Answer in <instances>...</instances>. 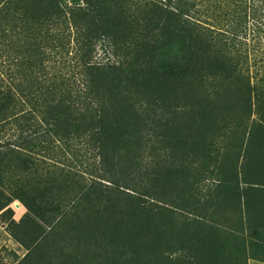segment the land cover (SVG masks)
I'll use <instances>...</instances> for the list:
<instances>
[{"label":"trees","instance_id":"16d2710c","mask_svg":"<svg viewBox=\"0 0 264 264\" xmlns=\"http://www.w3.org/2000/svg\"><path fill=\"white\" fill-rule=\"evenodd\" d=\"M130 2L0 3L1 36L12 37V9L25 24L62 19L79 47L40 55L23 35L22 59L53 82L29 86L18 134L0 144V211L26 208L8 225L26 250L17 264H246V244L264 255V83H251L238 55L257 53L264 0H150L136 15ZM100 41L114 62H91ZM6 125L0 108V133ZM60 143L90 152L108 185L75 189L35 164ZM69 189L77 202L66 210Z\"/></svg>","mask_w":264,"mask_h":264},{"label":"rangeland","instance_id":"374dc122","mask_svg":"<svg viewBox=\"0 0 264 264\" xmlns=\"http://www.w3.org/2000/svg\"><path fill=\"white\" fill-rule=\"evenodd\" d=\"M130 1H131L130 6L134 4L131 10L136 15L137 13L136 8L142 7L144 3L150 0H130ZM5 2L6 0L0 1V3L2 4ZM68 6H70V3H68ZM80 6L84 7L85 6L84 2H81ZM5 8H7V6L4 7L3 9ZM3 14L5 17V13ZM6 15H7L6 18L7 22L11 27L9 33L10 32L12 33L10 35L12 37H4L0 35V108L4 116V122L5 124H7L4 127V129H1L2 133H0V144L5 143L7 141V138L10 141L14 140L11 134L13 133L16 135L18 134L14 131V126L15 123L18 122V119L20 118L21 114L25 113L24 111L26 110V107L22 108V104L26 102L24 98L26 96L29 86L32 83H36L38 86H43L44 90L49 92L48 88H50V82H53L49 80L50 79L49 76L43 78L44 75L42 74V71L40 68H38V66L33 65L32 68H28V63H26L25 60L22 59L23 55L26 54L24 52V49L22 50V46H21L22 42L24 41L23 35L24 34L27 35L28 38H30L29 40H33L39 45H41V47H38L40 55L49 54L51 56L59 57L58 52L60 51V48L58 50V48L56 47L53 48V46L54 44H58L61 46L62 42L63 43L69 42V46L68 48L65 49V53H64L65 55H67V57H74L76 54V50L79 48L76 46L77 35L74 31V28L70 24L62 22V19L60 20L58 19L59 21H57L56 18H54L53 22L55 25H53L52 23H47L42 21L38 23L32 21L25 24L24 23L25 17H22L23 15H20L18 11L9 9ZM253 35H255V33H250V39H249L250 42H251V37ZM45 37L48 40L49 46H44ZM69 37L70 39L73 40L72 43H70ZM258 39H259V44L256 48L258 49L257 53L251 54L249 53V51H247L245 52V54H247V58H244L243 54L238 55L239 56L238 64H240L241 70L244 69L246 70V68H248V71L247 72L245 71L244 74H247L250 77L251 83H255L259 81H263L264 83V32L260 34V37H258ZM78 41L79 44L82 46L83 39H78ZM32 48H34V46H32ZM83 51L86 52L87 50L83 49ZM73 59L71 63H73ZM90 59L92 63H96L100 65L115 61L114 54L110 50L109 45L107 44V42L103 44L102 41H100L95 46L93 53L90 55ZM44 63L50 66L48 67L49 72H52L53 69L54 71H58L62 67V64L59 63L51 64L46 61ZM63 70H66V68ZM34 71L35 74L38 76L29 75V72H34ZM79 89H81L79 90V94H78L79 98L77 96L71 97L73 98V100H76L77 103H78L77 100L82 102V99L85 97L83 93L84 92L83 87L81 85L79 86ZM9 94L10 95L13 94L14 99L11 96L10 102L8 103V98L5 96L6 95L9 96ZM80 146L81 145L79 144H75L69 149H67V146H65L62 143L56 144L52 148L53 153L51 154V156L55 158L53 159L48 158L45 161H43L44 157L43 158L40 157V159H38L39 162H36L38 160L33 159L35 158V155L32 154L33 158L31 157V155L28 156L32 158L34 162H36L35 163L36 165L46 164V166L49 168L48 169L49 171L53 170L58 175L62 172L65 173L67 175L66 180L68 181L71 180L69 184L70 186H73L75 189L76 188L79 189V186L87 185L102 190L103 187H105V185H108V182L99 180L97 177L98 172L102 171L103 168L97 167L96 162L98 161V159H94L90 152L82 150ZM60 152L62 154L61 159L57 158V155ZM55 162H57L58 164H55ZM46 166L45 168H47ZM55 167L59 169L55 171ZM31 170L33 169L31 168ZM99 183L102 184L100 185ZM202 184L204 186L206 185V187L209 185V183L207 182H204ZM9 192L10 191H8L7 188H4L5 195H7ZM65 194H66L65 208L67 210L71 208V205L74 207V204H76L77 199L72 195L70 189L66 190L63 193V196ZM22 207H24V209L26 210L23 203H21L18 200H13L4 209L6 210L7 208H9V210L11 211L10 214H6V213L2 214L4 210L0 211V264H17L18 260L26 254V250L23 249L18 243H16L14 239L11 238L8 232V225L10 219L14 220L15 222H18L25 214V212H21ZM189 208L190 207L185 208L186 211ZM183 213L187 214L191 218L193 217V214L191 215L188 214V211ZM224 215L227 216V218L230 220L234 218L233 212H227L224 213ZM209 216L210 219H208L209 218L208 217L206 220H208V222H211L212 220L211 214ZM179 253L182 252H178V255Z\"/></svg>","mask_w":264,"mask_h":264},{"label":"crops","instance_id":"0c3cea01","mask_svg":"<svg viewBox=\"0 0 264 264\" xmlns=\"http://www.w3.org/2000/svg\"><path fill=\"white\" fill-rule=\"evenodd\" d=\"M21 212H26L24 207H22ZM246 264H264V255L259 251H252L248 244H246ZM242 261L241 263H245Z\"/></svg>","mask_w":264,"mask_h":264}]
</instances>
